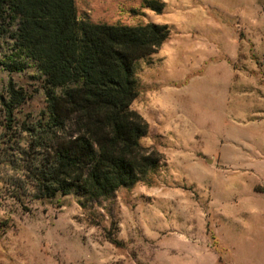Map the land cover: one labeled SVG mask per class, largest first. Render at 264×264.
I'll list each match as a JSON object with an SVG mask.
<instances>
[{
    "label": "rangeland",
    "instance_id": "1",
    "mask_svg": "<svg viewBox=\"0 0 264 264\" xmlns=\"http://www.w3.org/2000/svg\"><path fill=\"white\" fill-rule=\"evenodd\" d=\"M76 0L80 22L168 24L135 63L131 108L161 155L152 182L87 201L39 196L18 123L47 106L16 25L0 38V264H264V0ZM26 94L10 122L2 96Z\"/></svg>",
    "mask_w": 264,
    "mask_h": 264
},
{
    "label": "trees",
    "instance_id": "2",
    "mask_svg": "<svg viewBox=\"0 0 264 264\" xmlns=\"http://www.w3.org/2000/svg\"><path fill=\"white\" fill-rule=\"evenodd\" d=\"M147 5L164 7L159 0ZM14 24L18 46L48 85L40 117L18 123L38 155L32 176L39 196L97 201L151 183L161 155L142 145L149 123L131 108L139 94L135 63L164 44L169 25L80 22L76 0H0V38ZM25 99L10 82L2 96L10 122Z\"/></svg>",
    "mask_w": 264,
    "mask_h": 264
}]
</instances>
